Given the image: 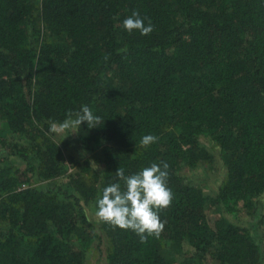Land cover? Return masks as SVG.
Returning <instances> with one entry per match:
<instances>
[{
    "label": "trees",
    "instance_id": "1",
    "mask_svg": "<svg viewBox=\"0 0 264 264\" xmlns=\"http://www.w3.org/2000/svg\"><path fill=\"white\" fill-rule=\"evenodd\" d=\"M133 11L149 35L124 29ZM82 105L101 118L75 133L98 168L51 134ZM201 138L223 160L213 195L182 170L212 161ZM162 161L174 198L158 238L87 218L117 168ZM263 192L264 0H0V264H86L101 238L105 264H261L259 241L225 213H253Z\"/></svg>",
    "mask_w": 264,
    "mask_h": 264
},
{
    "label": "clouds",
    "instance_id": "2",
    "mask_svg": "<svg viewBox=\"0 0 264 264\" xmlns=\"http://www.w3.org/2000/svg\"><path fill=\"white\" fill-rule=\"evenodd\" d=\"M145 19L148 18H142L138 12L133 11L124 19L123 27L129 33L136 30L141 35H149L154 25L150 19L145 24ZM100 121L101 118L89 106L82 105L77 111L69 110L67 118L61 123L50 122V130L64 133V138L78 132L84 122L89 127H95ZM157 140V136L148 134L141 138L140 144L147 147ZM168 168V163L163 161L161 164L152 163L150 167L129 176L124 175V169L117 168L115 175L118 182L103 188L101 197L96 201V216L113 227L132 230L139 236L141 243H147L149 237L158 238L166 223L160 219L159 211L170 207L174 198L167 185ZM119 181L124 182L123 190Z\"/></svg>",
    "mask_w": 264,
    "mask_h": 264
},
{
    "label": "rangeland",
    "instance_id": "3",
    "mask_svg": "<svg viewBox=\"0 0 264 264\" xmlns=\"http://www.w3.org/2000/svg\"><path fill=\"white\" fill-rule=\"evenodd\" d=\"M58 124V123H57ZM70 133V130H69ZM52 136L58 143L63 147L67 157L76 156L77 159L83 160L88 159L90 164L97 168L100 166L92 157L91 153L82 148L77 140L75 133H70L63 138L64 133H58L51 131ZM201 143L213 154V159L210 162H199L194 167L183 166L182 170L186 175L188 181L198 184L204 190L207 195H213L217 189V185L220 182L223 173H224V165L221 155L219 154V150L216 147H213L209 140L205 138H201ZM67 172L76 171V168L72 164L71 161L67 160ZM65 180V176H59L57 178L51 180H42L35 176L32 177V184L38 187H53L58 183H63ZM84 210L87 218L94 222L97 227V222L99 218L96 216L97 206L95 201H90L84 204ZM264 211V192L259 195L257 198L256 211L251 214L241 212L239 215L233 216L229 213H225L229 218L233 221L238 222L240 224L246 225L252 234L255 236L257 241H259L262 251L264 250V225L258 224L259 214ZM220 213L217 207L210 206L207 209L208 220L211 224H213L214 218ZM101 233L100 230H97ZM105 248V238H101L100 246L97 248L93 246L87 253V262L86 264H105L103 259L102 252L100 253V249L103 251ZM193 250V247L187 243L182 245V252H180L177 257L181 259L183 254L186 252H190ZM264 253V251H263ZM204 264H217L214 261L205 262ZM264 264V261L261 263Z\"/></svg>",
    "mask_w": 264,
    "mask_h": 264
}]
</instances>
